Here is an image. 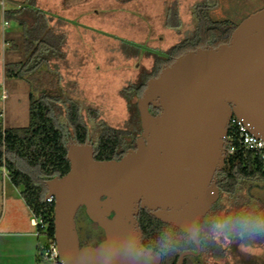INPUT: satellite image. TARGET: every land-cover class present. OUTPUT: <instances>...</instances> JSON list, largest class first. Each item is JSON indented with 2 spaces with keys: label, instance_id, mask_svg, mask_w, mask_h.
Masks as SVG:
<instances>
[{
  "label": "water",
  "instance_id": "1",
  "mask_svg": "<svg viewBox=\"0 0 264 264\" xmlns=\"http://www.w3.org/2000/svg\"><path fill=\"white\" fill-rule=\"evenodd\" d=\"M138 110L136 150L99 161L91 142L70 138V172L45 182L47 197L55 198L63 264H162L163 255L143 245L142 210L195 244L197 251L182 253L177 264L201 254L200 223L220 199L231 119L264 140V9L245 18L229 43L188 51L164 66L147 82ZM83 208L104 232L97 246L81 245Z\"/></svg>",
  "mask_w": 264,
  "mask_h": 264
},
{
  "label": "rangeland",
  "instance_id": "2",
  "mask_svg": "<svg viewBox=\"0 0 264 264\" xmlns=\"http://www.w3.org/2000/svg\"><path fill=\"white\" fill-rule=\"evenodd\" d=\"M203 1L38 0V9L51 18L50 29L54 32L52 48L58 52L43 55L48 59L37 69L28 62L29 56L12 52L11 44L6 42L7 34L23 31L16 24V17L22 12H11L8 22L5 15H1L0 86L4 85L10 94L5 103L0 101L1 126L28 127L30 95L40 98L42 88L48 89L55 81L57 89L48 95L53 97V116L65 135L66 143L75 138L77 125L87 129L89 142L95 146L111 131L128 133L135 123L129 105L138 102L136 90L152 76L154 61L170 55L177 45L194 40L198 22L193 14L207 0ZM220 1L224 4L236 2L239 8L250 2L253 7L258 6L255 0H239L240 3L238 0ZM24 2L19 0L21 5ZM215 2L219 4L218 0ZM7 8L9 11L18 9L9 1ZM236 11L241 18L250 15L242 8L238 10L235 7L233 14ZM223 13L219 12L215 18L222 19ZM10 62H19L24 68L22 78L6 76V64ZM18 164L36 180L42 181L37 170L21 160ZM240 187L242 197L239 200L225 197L218 216L226 218L234 204L248 201L251 209L258 211L264 233V182L252 179L243 181ZM233 209L237 211L235 207ZM219 229L224 227L218 224L216 230ZM29 230L32 238L11 236L0 239V247L8 252L1 258V264H48L41 258L46 239L33 236L37 231L35 227ZM91 230L97 229L87 226L84 236H94ZM239 235L249 239L241 233ZM210 239L216 251L207 249L200 261L191 260L190 264H241L249 260L254 264H264V238L262 242L256 237L250 238L247 244L242 242V238L232 240L223 230L212 234Z\"/></svg>",
  "mask_w": 264,
  "mask_h": 264
},
{
  "label": "trees",
  "instance_id": "3",
  "mask_svg": "<svg viewBox=\"0 0 264 264\" xmlns=\"http://www.w3.org/2000/svg\"><path fill=\"white\" fill-rule=\"evenodd\" d=\"M14 7H21V10L6 11L5 20H10L9 14L11 12L17 14L22 12L16 17V24L21 26L23 31L7 34L6 42L11 44L12 52L29 56L28 62L34 65V69H37L41 65L40 63H44L48 59V57L43 58V55H47V52H49L48 55H54L58 52L52 48L51 39L53 40L54 32L50 29L51 18L38 9V0H25L23 5L17 0L14 2ZM202 16L204 30L209 39L202 42L193 40L189 43H181L174 47L170 54L179 52L178 55L181 53L183 55L188 51L211 44L218 47L226 44L237 29V25L230 22L214 23L211 20L209 10L204 11ZM31 19L33 20L31 21ZM213 35L222 36L221 38H225V40H219L213 44L211 42ZM23 69L19 62H10L6 64V76L22 78ZM153 77L155 74L148 77L143 85L136 90V95L139 98L142 96L147 82ZM50 85L48 89L42 88L40 98H36L34 94L30 95V124L28 127L4 128L0 124V168H5L12 184L21 189L22 197L32 210L34 217L41 218L49 224V236L55 240V205L50 208L46 205L47 188L45 182L53 177L66 176L70 172V162L67 158L65 135L53 116V97L48 95L55 92L57 86L55 81H52ZM123 95L126 97L124 92ZM129 106L135 120L134 124L141 130L138 102L134 105L130 103ZM152 113L157 114L158 111L152 110ZM118 134L117 131H111L103 136L96 150V160L110 161L116 159L117 149L121 146ZM74 139L80 144L89 142L87 129L82 125H77ZM18 160L25 162L31 169L37 170L42 181L36 180L32 174L23 170L19 166ZM252 179H260L264 182V172L261 168L255 167L248 156L238 154L227 158L224 169L218 173V183L221 189L220 199L211 213L200 223L201 254L198 257L187 258L185 264H190L191 260L200 261L207 249H214L210 237L215 232H223L224 230L232 240L234 238L243 239L239 235L241 233L249 239L256 237L257 241L262 242L264 233L259 213L257 210L251 209L248 201L234 204L233 207L237 211L232 207L229 209L228 215L225 216L226 218L218 216L220 209L223 208L225 197H234L239 200L242 197V187H240L242 182ZM139 222L143 232V245L152 250L154 254L161 253L163 264H177L182 253L197 251L195 244L188 235L172 225L157 220L149 211H141ZM218 224L224 229L216 230ZM89 225L96 227L97 230H91L94 236L85 237L83 231ZM77 229L82 246H97L105 239L103 230L89 220L84 208L77 215ZM248 240L243 239L242 242L249 244ZM215 251L216 249H214ZM241 264L254 263L249 260Z\"/></svg>",
  "mask_w": 264,
  "mask_h": 264
},
{
  "label": "crops",
  "instance_id": "4",
  "mask_svg": "<svg viewBox=\"0 0 264 264\" xmlns=\"http://www.w3.org/2000/svg\"><path fill=\"white\" fill-rule=\"evenodd\" d=\"M8 1L14 7V2L17 0H0V10H1L0 17L1 15L4 16L6 11H9L7 10ZM218 1H219L218 3L220 4V8L216 9L215 12H213L214 21H216L215 14H217L220 11L224 12L222 16L228 18L234 13L233 11L235 7L238 10L241 9L236 6V2L230 4H224L222 3V1L220 0ZM240 2L241 1L238 0V3ZM204 4H208V5L211 4L210 6L212 7L217 6L215 0H207L205 1ZM254 7L255 8L253 9V11L248 12L244 10V12L251 14L257 9L256 6ZM20 8L21 7H18V9ZM21 193H22L21 189L16 188L12 184L7 170L5 168H0V239H7L10 238L11 236H21V237L27 236L29 238L30 237L32 238L31 233H29L30 231L29 229L32 227L34 228L33 225L34 214L32 210L27 206ZM23 231H25L26 234ZM33 236H35V233H33ZM7 246H9V243L7 244ZM7 254H8L7 250L0 247V264L2 263L1 258L5 257Z\"/></svg>",
  "mask_w": 264,
  "mask_h": 264
},
{
  "label": "built area",
  "instance_id": "5",
  "mask_svg": "<svg viewBox=\"0 0 264 264\" xmlns=\"http://www.w3.org/2000/svg\"><path fill=\"white\" fill-rule=\"evenodd\" d=\"M9 97L10 94L5 86H0V101L5 103ZM238 154L248 156L251 163L264 172V140L254 135L242 120L233 117L226 138V158ZM45 202L47 207L50 208L55 205V198L46 196ZM33 225L37 229L35 236L39 239L45 238L47 241L41 255L42 260L48 264H63L57 243L49 236V224L41 218L34 217Z\"/></svg>",
  "mask_w": 264,
  "mask_h": 264
},
{
  "label": "flooded vegetation",
  "instance_id": "6",
  "mask_svg": "<svg viewBox=\"0 0 264 264\" xmlns=\"http://www.w3.org/2000/svg\"><path fill=\"white\" fill-rule=\"evenodd\" d=\"M255 1L257 2L258 6H256L257 9L254 12H257V11H260V10L264 9V0H255ZM210 5H208V4H204V6L200 5L196 9L197 12H195L193 14L194 19L198 22V26H197V29L195 31V35L196 36L193 37L194 40H197V41L200 40L202 42V41H206V40L209 39V37L206 35L207 32L204 30L205 26L203 24V16H202V13L204 11H206V10H209V14H210L211 20L214 23L230 22V23H232L234 25H237V27L241 24V22L245 18H247L249 16L248 15L247 17L241 18L240 17V13H237V14L235 13V14H232L231 16H229L228 18L223 16L222 19L217 18L216 21H214L213 12H215L216 9L220 8V4H218L216 7H212ZM217 14H215V16ZM237 19H240V20H237ZM232 35L229 38L227 43L230 42V40L232 38ZM221 37L222 36H219V35H213V40L211 42L213 44H215V42H217L219 40H225V38H221ZM209 46L215 47L212 44L209 45ZM178 54H179V52H177L176 54L174 53V54L166 55V56L163 57V59L158 58L156 61H154V67H153L154 71H153L152 75L154 76V74H155V77L158 76L161 73V71L164 68V66L172 64L178 57L181 56L182 53L180 55H178ZM140 129L141 130H139L138 126L134 124V128L132 130H130L128 133L124 134V133L119 132L118 138L120 139V143L119 144H121V146H119V148L117 149V156H116L115 160H121L129 151L137 149L138 140H139V138L142 135L141 124H140ZM98 147H99V145H96V146L94 145L95 151L98 149ZM162 264H163V262H162Z\"/></svg>",
  "mask_w": 264,
  "mask_h": 264
},
{
  "label": "bare ground",
  "instance_id": "7",
  "mask_svg": "<svg viewBox=\"0 0 264 264\" xmlns=\"http://www.w3.org/2000/svg\"><path fill=\"white\" fill-rule=\"evenodd\" d=\"M240 7L243 10L248 11V12L253 11V9H254V7L250 3L242 4Z\"/></svg>",
  "mask_w": 264,
  "mask_h": 264
}]
</instances>
